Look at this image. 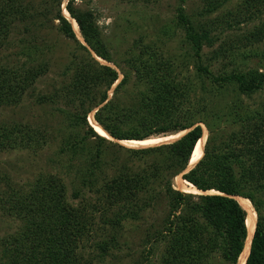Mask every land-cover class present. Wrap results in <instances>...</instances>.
I'll return each mask as SVG.
<instances>
[{"label":"trees","instance_id":"trees-1","mask_svg":"<svg viewBox=\"0 0 264 264\" xmlns=\"http://www.w3.org/2000/svg\"><path fill=\"white\" fill-rule=\"evenodd\" d=\"M64 1L49 0L51 5L43 12L32 13V5L9 0L0 10V51L9 44L17 24L29 25L25 34H40L47 29L50 17L53 23H59L57 32L77 44L59 88L50 96L39 97L41 104L64 105L62 113L76 129L64 140L62 152H71L73 160H88L94 167L108 145L116 147L88 124L92 113L95 122L119 142H142L189 132L172 143L140 150L118 144L127 149L128 159L118 175L104 183L103 192L100 190L99 200L104 203L100 209L88 201L78 207L71 205L66 185L55 176L38 177L25 188H11L0 199V209L18 222V230L3 240L0 264H89L83 251L92 238L97 212L110 211L112 225L123 231L125 224L140 220L159 205L169 208V213L156 236L163 246L158 264H238L248 238L247 212L236 201L240 198L253 204L259 215L246 264H264V201L258 199L264 195V99L256 107L243 100L264 92V66L248 69L239 65L257 58L264 61V52L254 50L264 45V0H243L224 21L229 29L234 23H259L239 41L251 49L242 63L238 64V48L233 44L221 46L212 52L211 60H205L204 49L214 48L212 36L219 20L195 22L180 8L177 27L185 32V55L164 61H158L153 53L148 59H131L129 68L136 75L135 82L130 84L126 74L118 85V72L97 61L112 63L95 13L80 9L77 0H71L66 6L71 18L67 19L61 10ZM200 1L206 19L233 0ZM71 19L77 23L87 47L77 40ZM52 50L55 44L49 42H44L43 48L22 43L17 56L29 59L27 63L0 62V108L20 104L50 73L51 64L45 58ZM39 51L41 60L36 58ZM217 62L224 65L215 72L212 67ZM126 86H133L137 96L134 104L120 107L114 101L115 95ZM111 90L113 99L109 97ZM202 126L208 131L205 149L195 168L185 174L203 137ZM14 134L30 149H42L47 144L43 133L15 129L0 134L1 150L17 146ZM91 141L97 146L94 151L87 149ZM90 173H95V168ZM180 175L198 191L218 195L179 191L174 181ZM86 180L84 184H92V180ZM82 194L75 192L73 199H81ZM117 244L114 237L112 247L103 243L99 249L106 255Z\"/></svg>","mask_w":264,"mask_h":264},{"label":"rangeland","instance_id":"rangeland-1","mask_svg":"<svg viewBox=\"0 0 264 264\" xmlns=\"http://www.w3.org/2000/svg\"><path fill=\"white\" fill-rule=\"evenodd\" d=\"M19 1L23 5H32L35 8V11H31L32 13L43 12L48 4L51 5L49 0ZM69 1L71 0H65L61 8L67 19H70L66 11ZM242 1L233 0L222 11L206 19L203 18L204 5L200 0H151L150 4L142 1L129 3L125 0H77L76 3L80 9L91 10L95 13L99 34L112 59L109 66L118 72L120 82L124 75L128 74L130 84H133L136 75L129 68L131 59L141 56H144L143 59H148L153 56L152 53L158 61H164V58L175 55H185V32L177 27V15L180 8H183L186 15L195 22L204 21V24L207 20L210 22L215 19L219 20L212 36L215 42L214 48L204 49L205 60L212 59L214 50H218L221 46L227 48L233 44L235 48H238L235 51V56L239 57L238 64L242 63L243 56L248 55L251 49L244 46L245 42L243 44L239 41H242L244 36L253 31L259 23H242L240 26H236L234 23L233 28L229 29L228 24L224 22L230 19L227 16L228 12H235ZM8 2L9 0H0V10L4 9ZM54 11H56L55 8ZM49 20L47 22L48 30L46 29L40 34H35V32L25 34L24 29L29 25L17 24L11 33L9 44L0 51V62L22 65L29 60L17 56L22 43L37 44L38 48H43L44 42L55 44V50H52L50 54L47 53L45 58L51 64L50 73L39 80L35 89L30 90L20 104L0 108V134L15 129L38 131L45 135L47 143L42 149H30L27 148V143L20 140L18 134H14L13 139L17 140V146L13 149H0V199H3L11 188H25L41 176H55L66 185L71 205L78 207L88 201L96 203L100 209L104 203L99 200L102 198V194L99 192L100 190L103 192L104 183L110 182L116 177L120 171L118 169H122L125 165L128 159V154L125 152L127 149L115 143L116 147L108 145L105 155L94 167L88 160L87 162L81 159L73 160L71 152H62L64 140L76 129L62 113L66 109L64 105L41 104L39 97L50 96L59 88L64 80L62 74L69 64L71 54L77 49V44L75 41L67 40L61 36L57 32L59 23H53L52 17ZM76 36L79 43L87 47L80 31ZM254 50L259 53L264 52V45ZM39 54L40 51L36 56L37 60H41ZM225 63L228 64V61ZM245 63L239 65L248 69L264 66L262 58L252 59ZM223 65L222 62H217L212 70L220 71ZM110 94L111 92L109 93L110 99H113V94ZM136 96V89L133 86H126L115 95L114 101L120 107L132 105ZM263 99L264 92H261L252 98L243 100L246 105L256 107ZM92 114L94 115V113ZM88 124L91 126L90 117ZM83 129H86L85 126ZM87 146V149L94 151L96 143L91 141ZM94 168L95 173H90L94 171ZM97 168L99 170H96ZM86 179L92 180V184H84L89 181ZM75 192L83 193L81 199H73ZM262 196L264 195L261 194L258 197L259 201H264ZM254 210L256 211L255 207ZM104 213L97 212L95 214L92 238L83 251L89 264L159 263V255L163 246L157 242L156 236L158 230L163 229L169 208L159 205L155 210L148 211L140 220L125 224L126 227L123 231H119L112 225L110 211L107 210ZM262 215L264 216V206ZM17 230L18 222L0 209V255L3 240L15 234ZM114 237L118 244L105 255L99 246L108 243L112 247L110 243Z\"/></svg>","mask_w":264,"mask_h":264},{"label":"bare ground","instance_id":"bare-ground-1","mask_svg":"<svg viewBox=\"0 0 264 264\" xmlns=\"http://www.w3.org/2000/svg\"><path fill=\"white\" fill-rule=\"evenodd\" d=\"M69 17H70V15H69ZM71 22L73 23L72 24L73 25V29L78 33L79 32V28H78L77 23H75V21L72 20V19H71ZM93 56H94L95 59L97 58V56L95 54H93ZM97 61L99 63H101L102 65H108L109 66V64H107L105 61H103L101 59H98ZM111 68H113V67L111 66ZM119 82L117 83V85L119 84ZM111 94H112V91H111ZM90 123H91V126L93 127V129L96 131V133L99 136L107 139L108 141H112V142H114L117 145L118 144L122 145L125 148L138 149V150L144 149V148H148V147L149 148L150 147H154V146H157V145H160V144L163 145V144L172 143V142L180 139L181 137H183L184 135H186L189 132V131H184V133H180V134L178 133V135L169 136V137L160 138V139L159 138H157V139H149V140L142 141V142L141 141L119 142L117 140L114 141L112 138H110L109 135L104 131V129L102 127H100L95 122L93 114L90 116ZM202 129L204 131L203 137L198 142V144H197V146L195 148V151L193 153L190 165H189L188 169L185 171V174L188 173L189 171H191L193 168H195V165L199 162V160L202 157L203 151L205 149L204 147H205V144H206V141H207V135H208V131L206 130V128L204 126H202ZM174 185L179 191H181L183 193H186V194H192V195H218L215 192L205 193V192L198 191L192 185H190L187 182H185L183 180L182 175H180L179 177H177L175 179ZM237 201L240 203V205L248 213L247 221H246V225H247V229H248V239H247V243L245 245V250H244L242 256L240 257V261H239V264H245L247 262V258L249 256V254H250L252 239H253V236H254V233H255V230H256L257 214H256L254 208L252 207V205L250 204V202H248L247 200H243V199L240 198V199H237Z\"/></svg>","mask_w":264,"mask_h":264},{"label":"water","instance_id":"water-1","mask_svg":"<svg viewBox=\"0 0 264 264\" xmlns=\"http://www.w3.org/2000/svg\"><path fill=\"white\" fill-rule=\"evenodd\" d=\"M93 128V127H92ZM185 136V135H184ZM183 176V175H182ZM235 200H236V198H234ZM237 201V200H236ZM253 238H254V236H253ZM248 239V238H247ZM252 241H253V239H252ZM246 243H247V240H246ZM246 243H245V245H246ZM245 250V249H244ZM241 257V256H240ZM239 261H240V259H239ZM247 263V262H246ZM245 263V264H246ZM238 264H239V262H238Z\"/></svg>","mask_w":264,"mask_h":264}]
</instances>
